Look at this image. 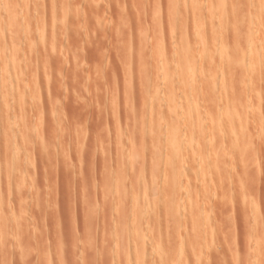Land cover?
<instances>
[{"label": "rangeland", "instance_id": "rangeland-1", "mask_svg": "<svg viewBox=\"0 0 264 264\" xmlns=\"http://www.w3.org/2000/svg\"><path fill=\"white\" fill-rule=\"evenodd\" d=\"M2 1L0 264H264V3Z\"/></svg>", "mask_w": 264, "mask_h": 264}, {"label": "bare ground", "instance_id": "bare-ground-1", "mask_svg": "<svg viewBox=\"0 0 264 264\" xmlns=\"http://www.w3.org/2000/svg\"><path fill=\"white\" fill-rule=\"evenodd\" d=\"M13 2L11 3V4H13V7H15L14 6V4L17 2L16 0H12ZM15 1V2H14ZM254 1V0H253ZM255 1H257V4H258V2L260 3V0H255ZM253 2V3H256V2ZM3 2V5L4 4H8L10 1H8V3L5 1V0H3L2 1ZM1 2V3H2ZM261 2L262 3H264L263 2V0H261ZM37 3V2H36ZM10 4V3H9ZM66 4V3H65ZM223 4H225V3H223V0H216V4H214L215 5V11H217V13H218V15H223ZM17 5V4H16ZM255 5V4H254ZM0 6H2V4L0 5ZM12 6V5H11ZM261 7V6H260ZM8 8H9V6H8ZM12 8V7H11ZM10 8V9H11ZM31 8V7H30ZM214 8V7H213ZM261 9V8H260ZM263 9V8H262ZM18 11V10H17ZM36 11V10H35ZM34 12V11H33ZM32 12V13H33ZM19 13V12H18ZM31 12H30V14H32ZM37 14V13H36ZM134 14V13H133ZM4 15V14H3ZM33 15V14H32ZM215 15V14H214ZM7 17V16H6ZM40 17V16H39ZM217 17V16H216ZM215 17V18H216ZM222 17V16H221ZM14 18V17H13ZM34 18L35 17H33V20H34ZM37 18V20L35 21V22H37V26H35L36 27V29L39 31V33L37 32V34H40V33H44L43 32V28L41 27V25H40V22L38 21L39 19H38V17H36ZM46 18V17H45ZM44 18V19H45ZM7 19V18H6ZM41 19V18H40ZM47 19V18H46ZM45 19V20H46ZM51 19V18H50ZM61 19V18H60ZM211 19H212V17H211ZM14 20V19H13ZM13 20H11V22L13 21ZM48 20V19H47ZM15 21V20H14ZM12 22V24L10 25V24H2V26L0 27L1 28V33H3L4 35H7L8 36V38H13L12 36H14V35H20V33H21V30H22V34H26L27 33V31H28V29L26 28V26H24V24L23 23H21V25H20V21L19 20H16V21H18V22ZM23 21H26V20H23ZM50 21V20H49ZM55 21V20H54ZM173 21V20H172ZM22 22V21H21ZM38 22H39V24H38ZM10 23V22H9ZM25 23V22H24ZM36 24V23H35ZM20 25V26H19ZM23 25V26H22ZM25 25H26V23H25ZM193 25V24H192ZM197 26H198V24H196ZM31 26V25H30ZM33 26V25H32ZM46 27H48L47 25H45ZM34 27V28H35ZM197 28V27H196ZM32 29V28H31ZM35 30V29H34ZM36 30V31H37ZM45 30H46V28H45ZM196 30H198V29H196ZM199 31V30H198ZM194 32H195V30H194ZM195 33H199V32H195ZM195 33H194V35H195ZM201 36V39H200V41L201 42H203L202 41V34H200ZM39 36V35H38ZM37 37V36H36ZM169 37V36H168ZM195 38H196V36H195ZM32 39V38H31ZM168 39V38H167ZM11 40V39H10ZM198 41V40H197ZM196 41V42H197ZM213 41V40H212ZM13 42V41H12ZM173 42V41H172ZM195 42V41H194ZM18 43V42H17ZM209 43V42H208ZM214 42H212V44H213ZM42 44V43H41ZM45 44V43H44ZM190 44V43H189ZM215 44V43H214ZM200 45H201V43H200ZM205 45V44H204ZM41 45H38V48L40 47ZM44 46V45H43ZM202 46V45H201ZM207 46V45H206ZM218 46H219V43H218ZM217 46V47H218ZM47 47V46H46ZM203 47V46H202ZM208 47H209V45H208ZM215 47V46H214ZM35 48H37V47H35ZM40 48H43V50H45V48L44 47H40ZM198 48V47H197ZM221 48V47H220ZM14 49V48H13ZM204 49V48H203ZM40 50H42V49H40ZM40 50H38V49H36V52L37 51H40ZM18 51V49L16 50V48L12 51V55H16V52ZM19 51H21V50H19ZM34 51V50H33ZM189 51H190V49H189V47H188V45L182 50V53H181V55H182V60H183V63H188L189 62V57L191 56L190 54H189ZM11 52V51H10ZM221 52H222V50H221ZM38 53V52H37ZM208 53V52H207ZM22 54V53H21ZM204 54V53H203ZM221 54H223V53H221ZM252 54V53H251ZM250 54V55H251ZM17 55H18V52H17ZM190 55V56H189ZM224 55V54H223ZM222 55V56H223ZM220 56V55H219ZM192 57V56H191ZM190 57V58H191ZM210 57V56H209ZM221 57V56H220ZM223 57H225V56H223ZM252 57V56H251ZM14 58V57H13ZM15 58H17V57H15ZM22 58V57H21ZM222 58V57H221ZM228 58V57H227ZM247 58H249V57H247ZM32 59V58H31ZM225 59V58H224ZM47 60H48V58H47ZM174 60V59H173ZM11 63H12V61H11ZM193 64H195V63H193ZM219 64V63H218ZM228 64V63H227ZM261 65H262V63H261ZM11 66H13V63H12V65ZM191 66V65H190ZM194 65H192L191 67H193ZM229 67H231V66H229ZM172 68V67H171ZM197 68V67H196ZM214 68V67H213ZM208 69H209V67H208ZM163 70V69H162ZM198 70V69H197ZM215 70V69H214ZM161 71V70H160ZM8 72V71H7ZM10 73V72H9ZM17 73V72H16ZM169 73V72H168ZM8 74V73H7ZM11 74H12V71H11ZM219 74V73H218ZM221 74V73H220ZM10 75V74H9ZM8 75V76H9ZM167 73L165 72V77H167ZM13 76H15V75H13ZM12 76V78L14 79H11V80H13L14 81V83H13V81H11L10 80V82H12L13 84H16L15 82H16V77L14 78ZM163 76V77H164ZM7 77V76H6ZM18 77V76H17ZM212 77H213V75H212ZM168 78V77H167ZM219 78H220V76H219ZM9 79H10V76H9ZM170 79V78H169ZM8 81V83H9V80H7ZM18 81V80H17ZM165 81H166V79H165ZM3 82V81H2ZM6 84V83H5ZM11 84V83H10ZM174 85V84H173ZM11 86V85H10ZM14 87V86H13ZM16 88H17V86H16ZM227 88V87H226ZM14 89V88H13ZM18 89V88H17ZM219 90V89H218ZM6 91H7V89H6ZM1 92V91H0ZM17 92V91H16ZM17 94V93H16ZM177 95V94H176ZM7 97V96H6ZM11 99H13L12 97H11ZM176 100V99H175ZM233 103H235V102H233ZM233 105H236V104H233ZM162 107V106H161ZM235 107V106H234ZM230 108V107H229ZM238 109V108H237ZM167 110V109H166ZM189 110V109H188ZM193 111V110H192ZM181 112V111H180ZM210 112H212V111H210ZM237 112V111H236ZM177 113V112H176ZM181 114V113H180ZM238 114V113H237ZM192 116V115H191ZM174 117V116H173ZM179 117H180V115H179ZM214 117V116H213ZM179 120V119H178ZM240 121V120H239ZM181 122V121H180ZM193 122H194V120H193ZM199 122H200V120H199ZM182 123V122H181ZM161 124H162V122H161ZM180 123H177V122H170L169 123V127L168 128H171V130H170V135H169V139H168V141L166 142V143H168V144H170L169 146H170V149L168 150V155H167V161L166 162H168L169 164V166H171L170 164H173L174 165V167H176V168H174L173 166H171V167H173V168H171V171H170V174H169V182H171V184H174V181H175V177H177L178 175H179V173H174L173 171L176 169V170H178V169H180V168H182V165L185 163H183V157H184V155L186 154V151H185V149L182 147V144L181 145H179L178 143H177V141H178V138H179V136H180V133H179V131L177 130V128H180V125H179ZM4 125V124H3ZM214 126H215V124H213ZM150 126V125H149ZM199 126H200V123H199ZM217 126V125H216ZM193 128H195V127H193ZM197 128V127H196ZM199 128V127H198ZM214 128V127H213ZM199 131V130H198ZM201 132V131H200ZM199 132V133H200ZM198 133V134H199ZM202 133V132H201ZM168 135V134H167ZM203 135V134H202ZM201 135V136H202ZM200 136V135H199ZM205 137V136H204ZM211 137V136H210ZM209 137V138H210ZM198 138V137H197ZM201 138V137H200ZM206 138H207V136H206ZM180 140V139H179ZM204 140V139H203ZM204 142V141H203ZM195 146H196V144H194ZM168 146V145H167ZM168 146V147H169ZM196 147H198V146H196ZM211 148V147H210ZM168 149V148H167ZM189 149V148H188ZM195 149V148H194ZM197 149V148H196ZM189 150H191V147H190V149ZM205 150V149H204ZM212 150V149H211ZM192 152V151H191ZM199 152V151H198ZM205 152V151H204ZM188 153V152H187ZM193 153V152H192ZM190 154V153H189ZM207 154V153H206ZM208 163H211V164H213V161L214 160H216V159H214V156L210 153V151H208ZM198 156V155H197ZM205 156V155H204ZM200 161L202 160V158L201 157H197ZM219 159V158H218ZM185 161V160H184ZM189 161V160H188ZM197 161V160H196ZM193 162H195L194 160H193ZM217 162V161H216ZM218 163V162H217ZM187 164H188V162H187ZM203 165V164H202ZM210 165V164H209ZM219 165V164H218ZM167 166V165H166ZM190 166V165H189ZM199 166H200V163H199ZM213 166H215V165H213ZM184 167V166H183ZM198 167V166H197ZM210 166H208V168H209ZM167 168H168V166H167ZM201 168V167H200ZM216 170V169H215ZM213 172V171H212ZM180 173H181V171H180ZM204 174H207V173H205V171H204ZM214 175V174H213ZM181 176V175H180ZM208 176V175H207ZM218 178V177H217ZM180 180V179H179ZM215 180H216V177H215ZM222 180V179H221ZM216 182V181H215ZM174 185H176V184H174ZM179 185V184H178ZM172 187H174V186H172ZM171 187V188H172ZM155 189V188H154ZM154 192V191H153ZM157 193V192H156ZM172 194V193H171ZM160 195V194H159ZM163 195V194H162ZM166 195V194H165ZM164 196V195H163ZM167 196V195H166ZM163 200V199H162ZM166 200V199H165ZM169 201V200H168ZM222 201V200H221ZM170 202V201H169ZM185 202V201H184ZM154 203V202H153ZM165 204V203H164ZM163 205V204H162ZM6 206V205H5ZM170 214H173V210H174V206L173 205H171V207H170ZM108 213V212H107ZM20 214H21V212H20ZM19 215V214H18ZM105 215H107V214H105ZM23 215H20L19 217V219H21V217H22ZM108 217V216H107ZM197 217V216H196ZM18 220V219H17ZM17 220H16V222H17ZM15 222V223H16ZM21 226V225H20ZM196 226V225H195ZM123 237V236H122ZM108 238V237H107ZM22 242V241H21ZM148 243V242H147ZM24 245V244H23ZM144 246H146L145 244H143L142 246H141V248H144ZM114 248V247H113ZM264 253V252H263ZM264 255V254H263ZM169 259V258H168ZM137 261V260H136ZM171 261V260H170ZM144 264V262H142L141 260H139V262L137 261V264ZM154 263V262H153ZM150 264V263H149ZM155 264V263H154ZM262 264V263H261Z\"/></svg>", "mask_w": 264, "mask_h": 264}]
</instances>
